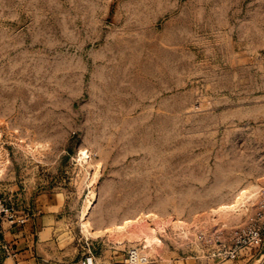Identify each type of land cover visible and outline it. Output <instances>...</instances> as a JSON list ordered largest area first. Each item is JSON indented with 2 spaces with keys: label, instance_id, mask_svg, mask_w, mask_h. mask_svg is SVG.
<instances>
[{
  "label": "rangeland",
  "instance_id": "374dc122",
  "mask_svg": "<svg viewBox=\"0 0 264 264\" xmlns=\"http://www.w3.org/2000/svg\"><path fill=\"white\" fill-rule=\"evenodd\" d=\"M263 187L264 0H0V229L238 264L211 255Z\"/></svg>",
  "mask_w": 264,
  "mask_h": 264
},
{
  "label": "crops",
  "instance_id": "0c3cea01",
  "mask_svg": "<svg viewBox=\"0 0 264 264\" xmlns=\"http://www.w3.org/2000/svg\"><path fill=\"white\" fill-rule=\"evenodd\" d=\"M57 215L34 218L25 226L0 229V264H108L99 260L92 247L84 254L86 259L79 257L67 258L60 238L57 236ZM69 243L66 244V247ZM110 264H118L122 258ZM238 264H264V247L258 251H246L237 260Z\"/></svg>",
  "mask_w": 264,
  "mask_h": 264
},
{
  "label": "built area",
  "instance_id": "2783aa9c",
  "mask_svg": "<svg viewBox=\"0 0 264 264\" xmlns=\"http://www.w3.org/2000/svg\"><path fill=\"white\" fill-rule=\"evenodd\" d=\"M254 211L245 222L231 229L227 241L219 242L212 257L219 263L237 261L246 251H258L264 247V187L258 193ZM127 264H156L154 258L133 248L128 251ZM87 264V263H86Z\"/></svg>",
  "mask_w": 264,
  "mask_h": 264
},
{
  "label": "bare ground",
  "instance_id": "6f19581e",
  "mask_svg": "<svg viewBox=\"0 0 264 264\" xmlns=\"http://www.w3.org/2000/svg\"><path fill=\"white\" fill-rule=\"evenodd\" d=\"M84 158H87V156H84ZM95 197V196H94ZM90 207L91 206H89L88 208H87V211L90 209ZM86 211V210H85ZM130 222L131 221H125V223L122 225V226H119L118 228H117V230H126L125 229V227H127L128 226V224H130ZM132 223V222H131ZM133 224V223H132ZM143 233V232H142ZM132 235V234H131ZM129 238H130V236H128ZM145 237V236H144ZM146 238H147V240L149 241V242H151V240H154L155 239V237L152 235V234H148V233H146ZM127 239V238H126ZM131 239V238H130ZM146 240V241H147ZM159 240V239H158ZM135 242V241H134ZM153 242V241H152ZM155 243H157V239H156V242Z\"/></svg>",
  "mask_w": 264,
  "mask_h": 264
}]
</instances>
